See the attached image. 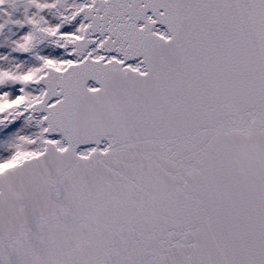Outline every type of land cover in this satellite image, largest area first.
I'll list each match as a JSON object with an SVG mask.
<instances>
[{
	"label": "snow or ice",
	"instance_id": "6c2138e0",
	"mask_svg": "<svg viewBox=\"0 0 264 264\" xmlns=\"http://www.w3.org/2000/svg\"><path fill=\"white\" fill-rule=\"evenodd\" d=\"M0 264H264V0H0Z\"/></svg>",
	"mask_w": 264,
	"mask_h": 264
}]
</instances>
